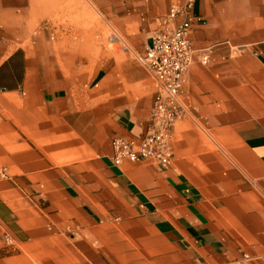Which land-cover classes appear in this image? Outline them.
<instances>
[{
    "label": "crops",
    "instance_id": "0c3cea01",
    "mask_svg": "<svg viewBox=\"0 0 264 264\" xmlns=\"http://www.w3.org/2000/svg\"><path fill=\"white\" fill-rule=\"evenodd\" d=\"M70 1L0 0V264H264V0H193L210 59L188 68L168 165L115 164L110 138L143 132L139 56L185 0H89L123 54L97 53L95 12Z\"/></svg>",
    "mask_w": 264,
    "mask_h": 264
},
{
    "label": "built area",
    "instance_id": "2783aa9c",
    "mask_svg": "<svg viewBox=\"0 0 264 264\" xmlns=\"http://www.w3.org/2000/svg\"><path fill=\"white\" fill-rule=\"evenodd\" d=\"M193 0L173 4L164 14L154 18L150 42L139 56L141 63L154 78V93L146 126L138 135L110 138L112 161L149 160L168 165L172 157V127L188 113L180 95L189 66L199 61L207 63L209 48H195L190 33L196 22L190 12ZM182 16L179 21L177 18ZM12 244L10 236H4Z\"/></svg>",
    "mask_w": 264,
    "mask_h": 264
},
{
    "label": "rangeland",
    "instance_id": "374dc122",
    "mask_svg": "<svg viewBox=\"0 0 264 264\" xmlns=\"http://www.w3.org/2000/svg\"><path fill=\"white\" fill-rule=\"evenodd\" d=\"M65 5H71L73 10H86L89 9L95 12V34L94 38V48L97 53L102 52L103 49L110 51L111 54H123L126 49L129 47L133 48L134 46L124 42L123 39H120V34L114 27V25L102 17L100 10L97 6L93 5L89 0H75L70 1V3H65ZM81 22V21H80ZM81 23H79L80 25ZM85 25V24H84ZM138 45L140 41L137 42Z\"/></svg>",
    "mask_w": 264,
    "mask_h": 264
}]
</instances>
